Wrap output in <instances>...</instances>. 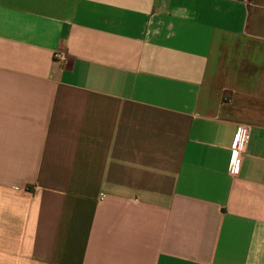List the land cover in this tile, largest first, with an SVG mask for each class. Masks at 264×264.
I'll return each mask as SVG.
<instances>
[{"label":"crops","instance_id":"crops-1","mask_svg":"<svg viewBox=\"0 0 264 264\" xmlns=\"http://www.w3.org/2000/svg\"><path fill=\"white\" fill-rule=\"evenodd\" d=\"M0 264H264V0H0Z\"/></svg>","mask_w":264,"mask_h":264},{"label":"built area","instance_id":"built-area-1","mask_svg":"<svg viewBox=\"0 0 264 264\" xmlns=\"http://www.w3.org/2000/svg\"><path fill=\"white\" fill-rule=\"evenodd\" d=\"M56 57L61 59L59 54H56ZM244 133L245 131L242 128H238L231 145L230 169L233 172H236L239 167V153L242 149Z\"/></svg>","mask_w":264,"mask_h":264}]
</instances>
